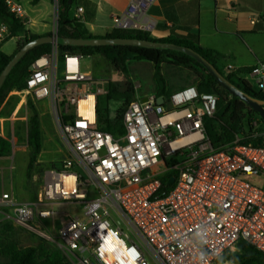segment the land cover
Segmentation results:
<instances>
[{
    "label": "built area",
    "instance_id": "built-area-1",
    "mask_svg": "<svg viewBox=\"0 0 264 264\" xmlns=\"http://www.w3.org/2000/svg\"><path fill=\"white\" fill-rule=\"evenodd\" d=\"M155 2L131 0L116 28L150 30L142 18ZM5 3L24 20L18 0ZM9 39L0 23V47ZM51 45L31 64L27 90L14 93L25 104L48 103L68 157L45 172L37 201L0 192V213L10 210L14 227L53 245L71 264H223L240 242L264 253V145L237 136L213 148L204 118L215 115L216 94L190 86L161 106L157 95L136 99L123 114L124 133L114 136L99 128L101 81L83 70L82 55L60 56ZM254 80L264 93V62ZM59 202L82 204L84 217H70L60 229L48 225Z\"/></svg>",
    "mask_w": 264,
    "mask_h": 264
},
{
    "label": "trees",
    "instance_id": "trees-1",
    "mask_svg": "<svg viewBox=\"0 0 264 264\" xmlns=\"http://www.w3.org/2000/svg\"><path fill=\"white\" fill-rule=\"evenodd\" d=\"M41 0H32L31 4L36 5ZM74 0H57L58 18H57V34L61 38H91V37H106V38H128L142 39L161 43H174L179 46L189 47L194 49L198 54L203 56L209 62L214 64L216 68L230 82L238 86L241 90L249 95L264 100V93L254 90L252 84L245 79L237 76V73L223 71L217 65V55L213 50L202 48L195 40L194 36L189 38L179 39H154L147 31L137 29H121L116 28L104 36L87 34L80 29V25L76 19L69 17L68 11ZM71 2V3H70ZM0 23L8 26L10 38L19 37L16 52L25 45V43L34 40L40 36L30 33L26 29L25 21L16 17L11 13L6 6L5 0H0ZM50 35V34H49ZM47 36V35H46ZM51 44H42L30 50L21 61L12 69L7 79L5 80L0 91V107L6 101L7 97L14 91L24 92L27 90V78L33 61L51 51ZM60 56L65 53L79 54L83 57L102 56L108 64H110L119 73H128V64L132 61H147L154 65L155 81L158 87V95L169 97L170 93L166 89V81L162 75L161 69L163 65L178 67L191 71L195 76L197 88L200 93L218 94L220 99L217 105V111L213 117L204 118V127L206 135L214 149H219L227 144L232 143L236 137L242 135L241 142L247 145L263 146L264 145V130L261 133L253 129L252 121L246 122L247 130L243 129L244 120L255 113L259 118V122L264 121L260 114L253 110L242 100L228 93L216 79L208 73V71L194 58L186 53L162 48L141 47L133 45H103V46H87V45H58ZM15 52V53H16ZM14 53V54H15ZM13 54V55H14ZM12 55V56H13ZM12 56L6 55L0 50V74L4 67L8 64ZM107 93L102 95L105 97V102H111L121 99H126L128 106L134 98L135 89L129 88L125 93H121L115 87H106ZM227 97H224V95ZM229 98V99H227ZM99 97L98 119L99 128L104 132L113 134L114 136L124 133L122 124L123 114L125 109L120 112L115 119L103 118L101 115V107ZM30 111V116L27 125L28 147H29V164L28 176L32 171L37 157L39 156L43 146V132L40 122V114L36 104L31 100H27L26 104ZM245 109L249 110L245 114ZM247 116V117H246ZM12 144L8 139L0 135V157L11 155ZM163 183L166 184V178H163ZM172 186L165 187L169 190ZM241 253H231L239 258L238 264H264V253L257 250L253 246L240 242ZM227 252L222 260L226 257ZM0 257L3 261L0 264H71L60 251L53 249L49 243L42 242L36 246H23L19 242L18 234L13 231L12 226L7 225L0 229Z\"/></svg>",
    "mask_w": 264,
    "mask_h": 264
},
{
    "label": "crops",
    "instance_id": "crops-1",
    "mask_svg": "<svg viewBox=\"0 0 264 264\" xmlns=\"http://www.w3.org/2000/svg\"><path fill=\"white\" fill-rule=\"evenodd\" d=\"M22 1L24 0H18L19 4ZM31 1L26 0L28 7H23L26 11L24 18L26 29L38 36L54 34L55 29L57 31L58 14L55 16V12L58 11L57 0H41L36 5L31 4ZM130 2L131 0H74L68 14L71 19L78 21L80 29L85 33L104 36L116 29L115 18L126 10ZM20 6L22 5L20 4ZM78 8H82V12H79ZM142 19L152 25L151 29L147 31L152 38L179 39L194 36L202 48L215 52L219 68L226 72L237 73L238 77L250 83L255 82L254 69L259 63L264 62V0H156ZM253 21L255 23H252ZM12 39H15V47L12 52L7 53L3 50L6 42L0 47V50L8 56H12L16 52L20 40L19 37H13L9 40ZM133 62L135 61L130 62L128 67ZM150 64L153 66L152 69L155 74L154 65ZM165 66L173 68V70H170L173 72L179 69L178 67L163 65L161 72H163ZM229 66L232 67L230 70L227 69ZM169 72L166 74L163 72L162 75L170 96L177 91L195 86L187 83L174 89L168 88V80L165 76ZM94 78L100 81L98 76H94ZM101 83L107 93L105 83L102 81ZM11 94L20 97V102L12 111L13 115L11 117H6L4 112L8 99L0 107V135L10 141L12 133H14L15 142L20 145L13 146L11 143L12 151L15 153L19 150L27 154L28 118L17 117V115L21 108L26 114H28V111L24 98L14 92ZM151 95L159 97L158 93L155 92L138 93L136 99L145 100ZM170 96H163L166 102ZM20 120H24L26 126L23 139H19V136L16 135L15 123L18 122L19 127ZM7 122H10L11 127H13L9 137L4 132ZM21 147H23V150L19 149ZM6 158L8 156L0 157V161ZM0 169L1 180L4 178L3 173L7 170V167L0 166ZM0 192H8L13 196L12 192L5 190L4 185L0 186Z\"/></svg>",
    "mask_w": 264,
    "mask_h": 264
},
{
    "label": "rangeland",
    "instance_id": "rangeland-1",
    "mask_svg": "<svg viewBox=\"0 0 264 264\" xmlns=\"http://www.w3.org/2000/svg\"><path fill=\"white\" fill-rule=\"evenodd\" d=\"M22 7L27 8L26 0L20 3ZM58 11L55 12V16H57ZM56 22V20H55ZM51 23V21H50ZM56 32V29H55ZM3 50L7 53L13 51L15 47V39L9 40L5 43ZM82 66L85 71L90 72L94 76H98L100 81L104 82L106 87H115L121 93H125L127 89L134 88L136 98L137 94H146L155 92L158 93L156 82L154 79V70L153 66L146 61H135L128 67V73L122 74L115 70L110 64H108L102 56H94V57H83ZM173 70L171 67H164L163 72L165 74ZM162 72V73H163ZM166 79L168 80V88H177L179 86L186 85L187 83L191 85L197 86V82L195 76L191 71L186 69H178L175 72L170 71L167 74ZM255 91L258 92V87L255 82H251ZM218 97V101L220 96L216 94ZM224 95V94H223ZM224 97H227L224 95ZM100 107H101V115L103 118L115 119L116 116L125 109L126 99L111 101L106 103L105 97L101 96ZM8 99V100H7ZM7 103L5 104L4 112L6 117H11L13 114L12 111L16 108V106L20 102V97L17 95L11 94L7 98ZM229 99V98H227ZM40 114V122L43 132V146L42 150L37 157V161L30 172V176H28V164H29V147L28 152L22 153L19 150L14 153L11 152V155L6 159H2L0 162L1 167H7V170L3 173L4 178L0 180V186L4 185L5 190L12 192L13 197L17 201L26 202V201H37L39 199V195L43 190L44 186V176L45 172L50 168H57L60 166L61 162L66 160L68 157V153L66 150L65 143L59 133L58 128L55 126L54 118L52 112L48 106V103H40L36 104ZM168 107V104H165V108ZM249 110L245 109V114H247ZM249 116L243 121V129L247 130L246 122L252 121L253 129L261 133L264 130L263 124L259 122V118L255 113ZM30 116V111L28 114L24 113L21 108L17 117L28 118ZM22 123V124H21ZM24 120H20V126L18 127V122L15 123L16 126V135L19 136V139H23L25 124ZM12 124L7 122L5 124L4 132L9 137ZM18 127V128H17ZM21 136V137H20ZM242 137V135H239ZM12 138H10V142ZM19 143H15V145ZM20 145V144H19ZM23 150V147L19 148ZM12 156V157H11ZM1 171V169H0ZM1 176V173H0ZM255 178H250L251 182H254ZM53 210L56 212L54 218L52 220H48L47 224L52 226L54 223V227L56 229H60L64 223L70 217H84V206L82 204H72L59 202L52 206ZM3 213H0V229L3 227L10 225L14 232L18 234L19 242L23 246H36L41 243V241L33 236L28 235L24 231L14 227L12 222L6 215H10V210H4ZM6 214V215H5ZM53 249H56L53 245L50 244ZM231 253H241L240 247H236L233 251L228 253L226 257L223 259V264H238L239 258L233 256ZM0 261H3V258L0 257ZM256 264V263H252Z\"/></svg>",
    "mask_w": 264,
    "mask_h": 264
},
{
    "label": "water",
    "instance_id": "water-1",
    "mask_svg": "<svg viewBox=\"0 0 264 264\" xmlns=\"http://www.w3.org/2000/svg\"><path fill=\"white\" fill-rule=\"evenodd\" d=\"M71 3V2H70ZM42 44H57V45H87V46H103V45H133L141 47L171 49L186 53L199 62L210 73L216 81L231 95L242 100L249 105L253 110L260 114L264 121V100L255 98L241 90L238 86L230 82L214 64L209 62L203 56L198 54L194 49L184 46H179L174 43L153 42L142 39L128 38H106V37H91V38H61L57 32L47 36H40L34 40L25 43L10 59L0 74V91L12 69L21 61V59L32 49ZM165 99L163 96L157 98V104L163 105ZM174 182V177L169 178L167 185Z\"/></svg>",
    "mask_w": 264,
    "mask_h": 264
}]
</instances>
